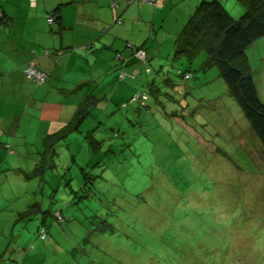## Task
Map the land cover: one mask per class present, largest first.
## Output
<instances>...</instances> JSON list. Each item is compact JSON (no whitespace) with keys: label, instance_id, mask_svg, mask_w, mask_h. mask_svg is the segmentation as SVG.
Masks as SVG:
<instances>
[{"label":"rangeland","instance_id":"374dc122","mask_svg":"<svg viewBox=\"0 0 264 264\" xmlns=\"http://www.w3.org/2000/svg\"><path fill=\"white\" fill-rule=\"evenodd\" d=\"M203 1L166 0L165 10L134 3L160 10L151 40L165 41L163 58L153 56L147 64H136L139 70L144 68L136 92L148 94L149 108L141 109L130 98L125 107L117 102L118 97L112 100L111 91L108 109L92 106L81 133L58 143L54 156L58 166L45 173V185L40 177L0 181V264H89L82 254L84 249L90 252L95 243L84 242L90 234L89 218L106 210L105 205L115 199H145L156 205L160 215L166 216L172 208L174 213L170 211L167 218L190 219L198 229L211 227L220 248L213 264H264V147L218 69L201 70L206 54L189 63L175 60L172 50ZM216 1L236 20L246 13L240 0ZM234 8L243 13L236 15ZM262 43L250 48L247 55L264 102ZM189 71L194 76L184 81L179 72L185 75ZM89 131L101 142L102 154L95 150L96 145L91 147L86 138ZM83 170L92 177L89 184ZM83 185L88 193L92 190L99 196L90 198ZM38 202L45 211L62 212L70 222L56 225L51 216L47 229L42 226V214L32 221L21 219L20 215ZM142 210L139 213L146 212ZM139 223L144 225L142 219L133 220L132 228L138 230ZM165 224L162 221L161 226ZM39 229L47 231V240L40 238ZM158 230L162 234L163 230ZM98 240L97 260L103 254L106 261L101 264L120 263L117 244L107 247L101 244L103 238ZM74 252L76 262L67 258Z\"/></svg>","mask_w":264,"mask_h":264},{"label":"crops","instance_id":"0c3cea01","mask_svg":"<svg viewBox=\"0 0 264 264\" xmlns=\"http://www.w3.org/2000/svg\"><path fill=\"white\" fill-rule=\"evenodd\" d=\"M136 5L38 0L33 6L30 0H0V181L39 180L35 173L43 158L57 155L56 147L46 146L47 139L65 141L81 133L92 106H111V91L112 100L118 97L124 106L136 95L144 72L136 68V52L144 50L148 63L150 57L163 58L165 45L151 40L160 10ZM236 8L241 15L243 10ZM28 66L45 72L48 82L29 80ZM123 71L137 78L121 80Z\"/></svg>","mask_w":264,"mask_h":264},{"label":"trees","instance_id":"16d2710c","mask_svg":"<svg viewBox=\"0 0 264 264\" xmlns=\"http://www.w3.org/2000/svg\"><path fill=\"white\" fill-rule=\"evenodd\" d=\"M240 3L246 13L241 19L236 20L221 2L203 1L176 38L174 56L175 60L185 59L189 63H193L201 54H206L207 61L201 70L207 73L212 68L218 69L230 95L238 102L252 131L258 136L264 147V102L260 100L247 55L250 48L264 39V0H240ZM179 74L184 81H189L194 76L192 71L185 75L181 72ZM188 76L191 77L186 79ZM151 90H154V87H151ZM139 93L140 98L134 100ZM149 99L148 94L137 92L130 102L134 105L139 104L141 109H147L149 108ZM92 133L89 132L86 138L90 140L91 147L96 145L95 150L100 149V154H102L103 146ZM63 140V137L47 139L46 146L55 148ZM54 156L56 154L44 157L35 173L36 177H40L44 181V185L46 183L45 173L57 167V164L53 162ZM83 173L87 183L93 181L92 177H87L88 173L85 170ZM82 190L89 194L90 198H93V194L99 196V193L92 190L91 193H88L84 185ZM155 207V204H151L145 199L132 202H120L116 199L110 201L105 205L106 210H98L95 217L89 218L90 222L92 221L91 227H88L90 234L84 242L93 243L94 241L97 243L99 242L98 238H103L104 241H101V244L106 243L107 247L112 243L117 244V248L121 251L117 254L121 259L117 264H213L217 262V251L220 248L211 227L198 229V227H194L190 219L167 218L171 216L168 214L170 211V213H174L172 208L167 210L168 212L164 216V214L160 215ZM141 209L146 212L139 213ZM177 209L179 208H175V212L181 213L179 211L181 209ZM52 213L43 210L42 205L38 202L20 216L21 219L32 221L36 217L38 219V215L42 214L44 216L42 226L47 229H49L47 220L51 216L55 218L56 225L70 222V219L65 217L62 212ZM135 219L137 221L142 219L144 224L139 223L138 230L132 228V221ZM169 220L171 222H166ZM145 221L153 223L145 224ZM162 221L166 223L164 227L161 226ZM118 222L119 224H117ZM192 222L197 221L193 220ZM189 223L191 224L189 225ZM149 224L151 225L149 226ZM158 229L163 230L162 234ZM39 234L42 240H47V231L39 229ZM95 243L91 244L90 252L87 249L82 251V254L89 258V264H101L106 261L103 254H101V259L97 260L100 250ZM74 254L75 252L68 253V256L69 260L76 262ZM223 254L227 255V252H223ZM104 264L106 263L104 262ZM112 264L115 263L112 262Z\"/></svg>","mask_w":264,"mask_h":264},{"label":"built area","instance_id":"2783aa9c","mask_svg":"<svg viewBox=\"0 0 264 264\" xmlns=\"http://www.w3.org/2000/svg\"><path fill=\"white\" fill-rule=\"evenodd\" d=\"M37 1L38 0H30L31 4L33 6H35L37 4ZM126 2L128 4H134V3H143V4H150V5H153L155 7H162L165 3V0H126ZM112 8H115L117 7V4L113 1L112 2ZM49 23L53 24L55 22V19L54 17H51L49 18ZM119 22L121 23L122 21L119 20ZM136 56L137 58L142 61L144 64L147 63V54L144 50L140 49L136 52ZM118 58L120 60L123 59V56L122 55H119ZM150 71V70H149ZM24 73L26 75V77L29 79V80H32L34 81L35 83H37L38 85H42V84H45L48 82V79H49V76L41 71L39 68H35L33 66H28L26 67V69L24 70ZM191 76H188L186 79H189ZM135 75H132L130 73H127L125 71H123L121 74H120V79L121 80H127V79H135ZM140 93L135 97L134 100H137L140 98Z\"/></svg>","mask_w":264,"mask_h":264}]
</instances>
